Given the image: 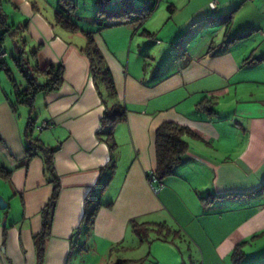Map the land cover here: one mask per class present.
<instances>
[{
  "label": "crops",
  "instance_id": "obj_1",
  "mask_svg": "<svg viewBox=\"0 0 264 264\" xmlns=\"http://www.w3.org/2000/svg\"><path fill=\"white\" fill-rule=\"evenodd\" d=\"M3 1L8 21L15 16L8 25H27L18 35L37 50L31 64L62 65L64 83L13 107V84L0 75V167L9 172L0 176V264H39L35 238L54 189L42 148L54 152L61 184L42 264H264V0H159L145 24L96 32L62 28L48 0ZM86 33L115 96L92 76ZM12 57L6 64L24 87ZM116 102L126 119L111 150L103 117ZM167 122L192 135L155 192L148 175ZM98 204L90 225L86 212ZM134 222L152 232L139 236Z\"/></svg>",
  "mask_w": 264,
  "mask_h": 264
},
{
  "label": "trees",
  "instance_id": "obj_2",
  "mask_svg": "<svg viewBox=\"0 0 264 264\" xmlns=\"http://www.w3.org/2000/svg\"><path fill=\"white\" fill-rule=\"evenodd\" d=\"M133 0H122L120 8L116 10H110L109 6L113 4L112 0H98V10L94 18L95 25L99 30H103L109 27L120 25H132L136 23H144L148 17H150L156 8L158 7L159 0H149L148 5L141 7H134ZM76 11L75 0H59L56 9V22L62 28L71 32H78L80 28L78 24L73 20V15ZM18 26L8 25V16L2 10V1L0 0V45L4 40V37L9 35L17 45L18 52L13 55L12 62L18 68L25 80V86H19L14 79L11 70L8 68L5 59L0 62V72L5 71L10 78L13 89L15 101L12 103L13 107L18 105L33 106L36 97L41 93H50L60 90L64 83V68L62 65L54 66L48 65L44 69H40L38 64L32 65V59H35L37 50L27 52L24 40L19 37L21 28ZM15 28V30H14ZM88 43L82 52L89 58L91 62L92 76L98 83H103L107 89L116 95L115 82L110 69L106 66L104 57L95 44L94 36L92 33H86ZM207 102V101H206ZM202 106V104H200ZM208 113H213V109L210 106H202ZM126 119V109L120 102H116L109 112H106L103 117V124L105 132L109 136V145L111 150H114L116 144L113 140L114 127ZM32 128V122L29 123V129ZM192 135V131L180 126L173 122L164 123L159 127L156 132V153H157V166L155 173L153 174L159 183L164 182L166 178L173 175L175 168L181 163L183 156L189 149V145L185 140V136ZM29 143L28 156L33 157L36 155L35 148H32V143ZM46 158V173L51 177V183L53 184L52 196L42 212L43 218V230L42 233L35 238L36 246L38 249L39 264L43 263L45 255V243L50 235L53 216L59 199L61 184L60 180L55 173L53 165L54 152L49 149H43ZM9 172L0 167V176L7 177ZM150 175H148L149 177ZM100 208L98 204L93 211L86 212V218L93 224L95 216ZM160 227L167 232L170 230L163 225ZM133 231L139 236L147 237L152 229L143 225H139L134 222ZM235 258L240 257V250L237 249L234 254ZM116 264H127L126 261H119Z\"/></svg>",
  "mask_w": 264,
  "mask_h": 264
},
{
  "label": "rangeland",
  "instance_id": "obj_3",
  "mask_svg": "<svg viewBox=\"0 0 264 264\" xmlns=\"http://www.w3.org/2000/svg\"><path fill=\"white\" fill-rule=\"evenodd\" d=\"M32 1L34 2L35 0H32ZM48 1L56 5L59 0H48ZM97 1L98 0H75V2H76V11H75V13L73 15V20L75 21L76 24L79 25V28H82V30H86V32H96L97 30H99V28L94 23V18L96 16L97 10H98ZM112 1H113V4L109 6L110 7L109 8L110 10H116V9L120 8V5H121L122 0H112ZM139 3H140V1L136 0V5L137 6H139ZM2 5H4V1L3 0H2ZM167 6L168 5L162 6L164 8V10H161V11H162V13H165L164 15H166V14L169 13V12H166L167 11ZM48 12L49 11H46V9H43V13L46 16H47V13ZM12 16H13V14H12ZM14 17L15 16H13L12 18L10 17V19H9L8 22L9 23H12V20H13ZM16 17H20L21 18L23 25L26 23V18H22V16H16ZM151 17L152 16L148 17L147 21ZM163 19H162V16H161V20L160 21H162ZM14 30H15V28H14ZM158 48L159 47H157V46L155 47V49H158ZM3 49L7 51L8 57H10L11 55H15L16 54L15 53L16 52V50H15V42H14V40L9 35L5 36V38L3 40ZM31 51H33V49L27 50L28 53L31 52ZM154 56L156 58V62H155L156 64L155 65H158L159 62L161 61V59H160L161 58L160 57L161 55L156 54ZM9 60H10V58H9ZM150 62H151V57H150ZM0 75L2 77L1 79L3 80V82L7 83V81L9 80L8 79L9 77H7V74L5 75L4 74V71H2ZM35 133L40 134L38 132V130H35Z\"/></svg>",
  "mask_w": 264,
  "mask_h": 264
},
{
  "label": "built area",
  "instance_id": "obj_4",
  "mask_svg": "<svg viewBox=\"0 0 264 264\" xmlns=\"http://www.w3.org/2000/svg\"><path fill=\"white\" fill-rule=\"evenodd\" d=\"M5 59H7V52L3 49L2 45H0V62L4 61ZM50 124L47 122H44L41 126V129H46L47 127H49ZM148 181L150 183V186L152 187V189L157 192L158 191V187L157 184L159 183V181L157 180V178L153 175L150 174V176L148 177Z\"/></svg>",
  "mask_w": 264,
  "mask_h": 264
},
{
  "label": "water",
  "instance_id": "obj_5",
  "mask_svg": "<svg viewBox=\"0 0 264 264\" xmlns=\"http://www.w3.org/2000/svg\"><path fill=\"white\" fill-rule=\"evenodd\" d=\"M15 50H16L15 53H17L18 50H17V45H16V44H15ZM6 206H7V205H6L5 201H4V199H3L2 197H0V207H1V209H5Z\"/></svg>",
  "mask_w": 264,
  "mask_h": 264
}]
</instances>
